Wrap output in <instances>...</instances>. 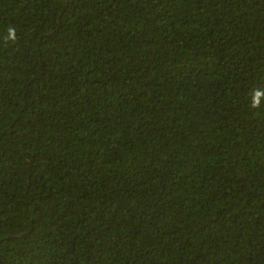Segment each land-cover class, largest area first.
<instances>
[{"label": "trees", "instance_id": "1", "mask_svg": "<svg viewBox=\"0 0 264 264\" xmlns=\"http://www.w3.org/2000/svg\"><path fill=\"white\" fill-rule=\"evenodd\" d=\"M0 264H264V0H0Z\"/></svg>", "mask_w": 264, "mask_h": 264}]
</instances>
